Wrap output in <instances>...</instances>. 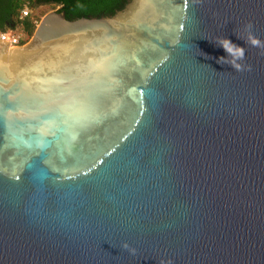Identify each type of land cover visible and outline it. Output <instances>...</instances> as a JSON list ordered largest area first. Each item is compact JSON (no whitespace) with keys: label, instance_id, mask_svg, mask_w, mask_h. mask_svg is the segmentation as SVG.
<instances>
[{"label":"water","instance_id":"1","mask_svg":"<svg viewBox=\"0 0 264 264\" xmlns=\"http://www.w3.org/2000/svg\"><path fill=\"white\" fill-rule=\"evenodd\" d=\"M51 1L0 40V264H264V0Z\"/></svg>","mask_w":264,"mask_h":264},{"label":"clouds","instance_id":"2","mask_svg":"<svg viewBox=\"0 0 264 264\" xmlns=\"http://www.w3.org/2000/svg\"><path fill=\"white\" fill-rule=\"evenodd\" d=\"M253 25L249 22L246 25V29L248 30L247 43H250L253 47L264 49V42H262L259 38L252 34L251 29ZM218 45L223 48L226 55L221 56L218 59V63H226L235 68L237 71H243L247 67L248 70L251 69L250 65H245L241 63L245 59V48L240 47L234 44L230 39L221 38L218 40ZM230 57V59H229ZM127 247V245H125ZM160 264H173L171 259L164 260L161 259Z\"/></svg>","mask_w":264,"mask_h":264},{"label":"trees","instance_id":"3","mask_svg":"<svg viewBox=\"0 0 264 264\" xmlns=\"http://www.w3.org/2000/svg\"><path fill=\"white\" fill-rule=\"evenodd\" d=\"M24 1L25 0H15L14 3H13V6L11 8L10 15H11V20H12L13 25L20 24L23 27V30L30 36L33 33L34 29H35V24H34V22L31 19L32 15L30 17L24 18L23 20H19V12H20V10L22 8V5H23ZM33 2H34V0H30V2H29L30 6H31V4ZM40 4H52L54 6L55 5H60V8H62L64 6V2L63 1H51V2H45V3H40ZM37 5H39V4H37ZM5 28H6V25L3 24L4 31H6Z\"/></svg>","mask_w":264,"mask_h":264},{"label":"built area","instance_id":"4","mask_svg":"<svg viewBox=\"0 0 264 264\" xmlns=\"http://www.w3.org/2000/svg\"><path fill=\"white\" fill-rule=\"evenodd\" d=\"M30 0H25L22 8L19 12V20L30 17L32 13V8H30ZM37 24V21H33ZM28 38H25V35L21 31L6 30L5 32L0 31V40L7 42L9 46H19L27 41Z\"/></svg>","mask_w":264,"mask_h":264},{"label":"rangeland","instance_id":"5","mask_svg":"<svg viewBox=\"0 0 264 264\" xmlns=\"http://www.w3.org/2000/svg\"><path fill=\"white\" fill-rule=\"evenodd\" d=\"M59 7L60 6H58V5H52V4H39V5H35L33 8H32V13H31V15H32V21H34V20H36L37 21V24H38V22L40 21V19L43 17V15L44 14H46L47 12H49V11H56V10H58L59 9ZM35 24V23H34ZM37 24H35V27H36V25ZM5 30H10L9 29V27H6L5 28ZM11 30H14V31H21V32H23L24 33V35H25V38H30V36L32 35H28L24 30H23V27L20 25V24H18V25H14V28L13 29H11ZM27 39V40H28Z\"/></svg>","mask_w":264,"mask_h":264},{"label":"flooded vegetation","instance_id":"6","mask_svg":"<svg viewBox=\"0 0 264 264\" xmlns=\"http://www.w3.org/2000/svg\"><path fill=\"white\" fill-rule=\"evenodd\" d=\"M58 6H60V5H58ZM60 8V7H59Z\"/></svg>","mask_w":264,"mask_h":264}]
</instances>
